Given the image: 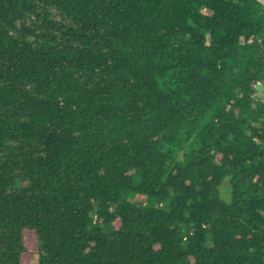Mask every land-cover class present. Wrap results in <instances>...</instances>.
<instances>
[{"label": "trees", "instance_id": "1", "mask_svg": "<svg viewBox=\"0 0 264 264\" xmlns=\"http://www.w3.org/2000/svg\"><path fill=\"white\" fill-rule=\"evenodd\" d=\"M259 83L258 0H0V264H264Z\"/></svg>", "mask_w": 264, "mask_h": 264}, {"label": "rangeland", "instance_id": "2", "mask_svg": "<svg viewBox=\"0 0 264 264\" xmlns=\"http://www.w3.org/2000/svg\"><path fill=\"white\" fill-rule=\"evenodd\" d=\"M257 95L263 96L264 86L257 85ZM232 186L230 179H226L221 187L222 198L226 201L231 200ZM136 204H145L144 197H136L134 200ZM26 245L28 247V253L24 258V264H40V253L38 252V243L34 233L28 232L25 234Z\"/></svg>", "mask_w": 264, "mask_h": 264}, {"label": "water", "instance_id": "3", "mask_svg": "<svg viewBox=\"0 0 264 264\" xmlns=\"http://www.w3.org/2000/svg\"><path fill=\"white\" fill-rule=\"evenodd\" d=\"M259 2H261L264 5V0H258Z\"/></svg>", "mask_w": 264, "mask_h": 264}, {"label": "built area", "instance_id": "4", "mask_svg": "<svg viewBox=\"0 0 264 264\" xmlns=\"http://www.w3.org/2000/svg\"><path fill=\"white\" fill-rule=\"evenodd\" d=\"M259 84H261V83H259Z\"/></svg>", "mask_w": 264, "mask_h": 264}]
</instances>
